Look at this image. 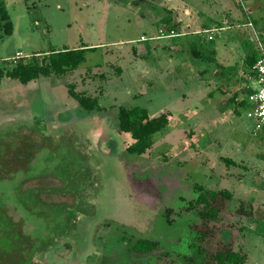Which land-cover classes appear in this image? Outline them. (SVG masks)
<instances>
[{
	"label": "rangeland",
	"instance_id": "rangeland-1",
	"mask_svg": "<svg viewBox=\"0 0 264 264\" xmlns=\"http://www.w3.org/2000/svg\"><path fill=\"white\" fill-rule=\"evenodd\" d=\"M3 1L1 69L52 49H92L62 75L0 79L1 111L17 113L21 99L31 118H0V147L27 149L18 169L29 174L0 178L3 213L24 232L17 244L0 224V264H146L129 249L137 238L184 251L197 185L231 192L216 238L244 253L243 264H264V136L236 102L256 86L243 59L264 54V0ZM67 85L100 108H79ZM134 106L167 114L139 155L125 152L132 139L116 122L119 108ZM6 152L0 164L12 161Z\"/></svg>",
	"mask_w": 264,
	"mask_h": 264
},
{
	"label": "trees",
	"instance_id": "trees-1",
	"mask_svg": "<svg viewBox=\"0 0 264 264\" xmlns=\"http://www.w3.org/2000/svg\"><path fill=\"white\" fill-rule=\"evenodd\" d=\"M169 13L165 17L166 23H169ZM0 25L6 30L9 26L8 15L5 9L4 1L0 0ZM174 24H169V29H175ZM195 45V44H194ZM194 45H190L193 55H199L194 49ZM92 47L79 48H62L59 50H50L44 57V65L40 61L36 62L32 57L28 61L18 58L10 69L0 68L1 77H8L18 80L20 83H27L38 76H47L49 73L63 74L67 71L78 67L84 59L83 52ZM260 52L253 50L243 59V68L247 69L248 75L252 78L254 73L251 66L259 57ZM246 82V80H244ZM248 87V86H247ZM253 90V89H252ZM246 88V95L237 100L238 105L246 103L247 96L252 91ZM69 94L77 101V103L87 111L99 109L96 99L81 94H77L72 90ZM236 94L232 93L229 98L231 102H235ZM117 129L120 132L128 133L132 141L125 147V152L130 154H142L152 144L155 134L162 131L167 124V114L160 113L157 116L149 117L144 108L141 107H121L116 114ZM2 147H0V150ZM23 156L27 153V149H23ZM22 155V154H21ZM2 154L0 155V157ZM226 163H230L229 159H223ZM15 162L3 163L0 165V177L6 176L10 178L17 171ZM11 172L10 174H6ZM24 172V171H23ZM197 193L195 197L188 201L187 208H193L196 218L192 219L184 234L185 250L184 251H167L160 247L158 241L137 238L129 249L138 254H147L146 264H243L245 255L232 249L230 243L221 241L215 235V222L218 213L222 209H226L228 201L231 199V192L225 188L217 190H203L197 185ZM238 212L244 209L239 207ZM169 209L165 211L166 221L168 219ZM2 205L0 203V220H5Z\"/></svg>",
	"mask_w": 264,
	"mask_h": 264
},
{
	"label": "flooded vegetation",
	"instance_id": "flooded-vegetation-1",
	"mask_svg": "<svg viewBox=\"0 0 264 264\" xmlns=\"http://www.w3.org/2000/svg\"><path fill=\"white\" fill-rule=\"evenodd\" d=\"M47 54L48 53H45V55L47 56ZM41 59H43V63H42V65H44V58L42 57V58H40V64H41ZM50 74V73H49ZM64 74V73H63ZM60 75H62V74H60ZM8 78V77H7ZM37 78V77H36ZM10 79H12V78H10ZM18 81V80H17ZM19 82V81H18ZM20 83V82H19ZM21 84H25V83H21ZM71 86V85H70ZM70 86H66V92H67V94L71 97V98H73L70 94H69V91L70 90H73V89H71V87ZM74 99V98H73ZM75 100V99H74ZM16 104H19L18 106H20L21 108L19 109V111L17 112V113H6V114H4L1 110H2V108L0 109V118L2 117L3 118V120L4 121H13V120H16V122H18V123H20L19 121H23V120H25V118L28 120V121H31V118H29V116H30V111H29V108H28V106H26V104L20 99H16ZM75 102L77 103V101L75 100ZM77 105H78V107L79 108H81V109H83L84 111H87V110H85L84 108H82L78 103H77ZM74 106H76V105H74ZM98 106H99V104H98ZM5 108V107H4ZM61 108H65V109H67V111H71L72 110V108H73V105L71 106V103H68V104H62L61 105ZM100 108V107H99ZM98 110V109H97ZM58 115L57 114H55V117H57ZM56 120V119H55ZM54 120V121H55ZM69 124H71V123H69ZM64 126V125H63ZM2 141L4 142L5 140H3L2 139ZM12 143V142H11ZM10 142H8V145H5V142L4 143H2V149H1V154H2V156L1 157H3L4 156V153L6 152V151H8V150H10V151H12L11 153H7V159L8 158H10V160H12V162H15L16 163V167H17V171H15L13 174H11L12 176L10 177V178H13L14 177V175L16 174V173H19L20 175H29V174H27V173H24L23 172V170L22 169H18V167H19V162H20V159H22V151H21V148H22V150L24 149V147H17V145H15L14 146V144H11ZM20 145V144H19ZM0 157V158H1ZM15 157V161H13V158ZM2 163V162H1ZM1 166H3V163L2 164H0ZM11 172H7L6 174H10ZM0 178H5V179H8V177H6V176H1ZM92 185H90V187H91ZM96 189H94V191H95ZM23 194V193H22ZM22 194H19L18 195V197L16 196V198H15V201L18 203V201H20V199L21 200H23V198H20V197H22ZM6 196L8 197V195L6 194ZM20 196V197H19ZM24 200H26V199H24ZM2 201H3V199H0V203H1V205H2V209H3V211H4V205H3V203H2ZM32 202L34 205H36V206H40L38 203H37V200L36 201H32V199L31 200H26V202L27 203H29V202ZM45 206V205H44ZM22 208V207H21ZM5 217H6V219L4 220H0V224L3 226V229H5L4 231H3V233L6 231L7 233L6 234H8V235H11V236H15L17 239L15 240V238L14 237H10L9 238V240L11 239L12 241H18V234L20 235V237H21V235H23L24 234V232H22V231H20V230H18V227H17V222L15 223V222H13V221H11L10 219H9V217L7 216V215H5V214H3ZM27 215H29L30 216V214L29 213H27ZM20 221V220H19ZM19 224V223H18ZM1 227V226H0ZM1 232H0V234H3L2 233V230H0ZM20 242H22V241H20V239H19V242H17V244H19ZM47 241H45V243H46ZM40 249H39V246L38 247H36L33 251L34 252H37V251H39ZM32 251V252H33ZM40 252H41V254L39 253V256H40V258L41 259H43V257H44V255H45V253H43L41 250H40ZM22 253H23V251H21V252H19V255H22ZM45 259V258H44ZM38 264H39V262H38ZM41 264V263H40Z\"/></svg>",
	"mask_w": 264,
	"mask_h": 264
},
{
	"label": "built area",
	"instance_id": "built-area-1",
	"mask_svg": "<svg viewBox=\"0 0 264 264\" xmlns=\"http://www.w3.org/2000/svg\"><path fill=\"white\" fill-rule=\"evenodd\" d=\"M174 34L176 33L173 32V29H169L167 32V35ZM207 37L210 38L209 35ZM140 39L146 38L142 37ZM251 70L256 79V87L247 96L248 110L246 111V117L253 121V134L264 136V54L259 55L251 66Z\"/></svg>",
	"mask_w": 264,
	"mask_h": 264
},
{
	"label": "crops",
	"instance_id": "crops-1",
	"mask_svg": "<svg viewBox=\"0 0 264 264\" xmlns=\"http://www.w3.org/2000/svg\"><path fill=\"white\" fill-rule=\"evenodd\" d=\"M253 78L255 79V77H253ZM254 81L256 82V79H255ZM255 87H256V86H255ZM255 87H253L252 89H254ZM252 89H251V90H252Z\"/></svg>",
	"mask_w": 264,
	"mask_h": 264
},
{
	"label": "water",
	"instance_id": "water-1",
	"mask_svg": "<svg viewBox=\"0 0 264 264\" xmlns=\"http://www.w3.org/2000/svg\"><path fill=\"white\" fill-rule=\"evenodd\" d=\"M42 63H43V59H41V65H42Z\"/></svg>",
	"mask_w": 264,
	"mask_h": 264
}]
</instances>
